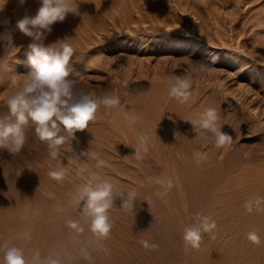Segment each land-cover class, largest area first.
I'll return each mask as SVG.
<instances>
[{
    "label": "rangeland",
    "instance_id": "obj_1",
    "mask_svg": "<svg viewBox=\"0 0 264 264\" xmlns=\"http://www.w3.org/2000/svg\"><path fill=\"white\" fill-rule=\"evenodd\" d=\"M78 2L79 14L52 25L42 43H69L71 78L79 87L118 96L121 107L102 106L55 159L29 125V153L40 157L46 171L35 189L54 190V209L74 212L88 226L74 201L78 186L98 174L111 179L117 192L135 189L134 207L125 208L119 197L114 201L112 236L91 237L132 264H264V211L244 209L247 200L264 197V0ZM39 7V0L22 6L0 0V33L7 28L12 34L0 42V60L8 64L0 69V112L30 70L32 41L16 29V21L34 16ZM176 76L192 78L191 98L183 104L169 97L164 84ZM208 107L217 109L222 130L233 137L230 145L216 148L211 133L194 130L191 122ZM141 135L148 137V150L137 159L133 148ZM83 151L97 153L107 165L96 168ZM197 152L206 156L199 163ZM58 164L66 169L61 181L49 176ZM196 172L204 178L191 183V195L186 179ZM169 179L172 187L160 195L166 189L157 180ZM0 204L5 207L4 200ZM197 213L217 228L203 234L194 250L182 237ZM251 231L261 237L260 245L246 238ZM141 241L159 247L149 250Z\"/></svg>",
    "mask_w": 264,
    "mask_h": 264
},
{
    "label": "clouds",
    "instance_id": "obj_2",
    "mask_svg": "<svg viewBox=\"0 0 264 264\" xmlns=\"http://www.w3.org/2000/svg\"><path fill=\"white\" fill-rule=\"evenodd\" d=\"M8 3V0H7ZM19 5L26 3V0H18ZM40 7L34 16L25 15L16 21V29L23 35L31 38L28 44V62L30 70L23 74V78L15 91L6 98V114L0 116V149H7L12 154H18L26 144V128L31 125L39 141L46 143L50 150V156L57 158L61 147L75 139L77 131L87 129L89 122L96 119L100 108L121 107V100L118 96L109 93H97L79 87L75 79L71 78L72 73L69 64L74 56L73 47L64 42L59 47L44 46L43 40L46 34L52 31V25L56 22H63L66 16L79 14L78 0H39ZM4 8L0 9L3 12ZM5 24L10 23L5 21ZM12 39L10 31L5 29L0 33V42H7ZM0 69L7 70L6 61L0 60ZM164 84L168 95L178 103H186L191 98L192 78L191 76H176L166 79ZM125 87L129 81H123ZM220 116L214 107L206 108L197 122H191L194 130H206L211 133L215 140L216 148H223L232 143L233 137L223 131V125L219 123ZM134 122V118L132 119ZM198 126V128H197ZM147 136H139L137 145L133 148L134 155L141 159L142 152H147ZM80 155H90L96 160L95 167L102 168L107 162L100 159L97 153L83 151ZM197 163L206 156L200 152L195 153ZM85 169H80L83 173ZM66 169L62 164L57 165V170L50 171L49 176L57 181L64 179ZM167 190L172 187V181L167 183L157 180ZM123 200V206L134 207L137 201L135 189L125 192H117L111 179L103 178L94 174L85 183L78 186L74 195V201L80 206L81 215L89 220L90 231L99 239H105L110 235L113 227L110 220V210L114 207L115 199ZM126 197V200H125ZM264 211V197L257 196L254 200H247L244 204L246 212ZM69 227L82 232L84 229L78 222L69 221ZM217 228L214 220L208 216L197 213L194 223L183 230V241L186 247L199 249L203 234L212 233ZM25 238L30 235L25 233ZM246 238L255 245L262 243L261 237L256 231L247 233ZM143 247L149 250L157 249L158 244H148L141 241ZM5 251L4 264H30L26 260L23 251L17 247L3 246ZM31 264H60L58 259L47 258L40 260L39 253L33 256Z\"/></svg>",
    "mask_w": 264,
    "mask_h": 264
},
{
    "label": "bare ground",
    "instance_id": "obj_3",
    "mask_svg": "<svg viewBox=\"0 0 264 264\" xmlns=\"http://www.w3.org/2000/svg\"><path fill=\"white\" fill-rule=\"evenodd\" d=\"M6 112L7 108H2L0 116ZM27 140L18 154L0 149V202H5L4 208L0 204V264H4V245L20 248L30 264L36 253H39L41 261L51 257L62 264H132L128 258L117 256L100 243L93 242L89 226L80 221L74 212L55 210L54 190L50 188L41 194L35 189L36 184L43 183L46 171L40 166V157L29 153L33 146L30 139ZM203 178L204 173L196 172L186 179L191 195L195 194L191 183ZM69 221L78 222L84 230L79 232L70 228ZM25 233L31 238L26 239Z\"/></svg>",
    "mask_w": 264,
    "mask_h": 264
}]
</instances>
